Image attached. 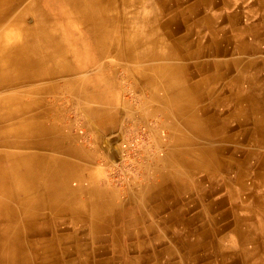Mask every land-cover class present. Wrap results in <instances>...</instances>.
Here are the masks:
<instances>
[{"label": "bare ground", "instance_id": "bare-ground-1", "mask_svg": "<svg viewBox=\"0 0 264 264\" xmlns=\"http://www.w3.org/2000/svg\"><path fill=\"white\" fill-rule=\"evenodd\" d=\"M181 1L0 0V264H110L119 248L123 264L264 263V81L242 78L246 90L219 72L205 54L228 44L214 42L219 28L202 8L215 0ZM201 25L207 38L183 33ZM123 76L135 106L121 99ZM62 93L82 112L83 144L64 131ZM149 143L164 153L150 178L138 162ZM136 171L146 186L120 202L106 186L135 184ZM175 181L208 188L200 218H161L155 238L139 228L127 237L139 221L128 213L143 214Z\"/></svg>", "mask_w": 264, "mask_h": 264}, {"label": "crops", "instance_id": "crops-1", "mask_svg": "<svg viewBox=\"0 0 264 264\" xmlns=\"http://www.w3.org/2000/svg\"><path fill=\"white\" fill-rule=\"evenodd\" d=\"M190 2L191 1H189V0L181 1L180 2V7L185 8V6L187 4H189ZM217 6H218V8H217ZM228 6L229 5L226 4L224 2V0H215L214 2L210 1L209 4L205 5V7L204 6L202 7V8H204L203 12H206L208 10L207 12L214 14V21L213 22L215 23L216 27L219 28V32H218V35H217L219 37H216L214 42L216 40L217 41L219 40V42L221 40L222 41L225 40L223 43L229 45V46L226 45L227 49H228L226 54H224V53L217 54V53L213 52L211 54L207 53V54H205V56L210 57V55H211V56L216 57V55H217L218 58H213L212 57V59H217V63H219L218 67L220 68V69H218V71L222 72V70H223V74L225 75L226 67H228L229 71H230V72L228 71L229 72V76H233L234 77L237 74L240 75L238 77L241 78L240 80L245 83V89L248 90L247 89L248 84H246L247 82L244 81L247 76L260 79L261 83L264 81V49L263 50H261V49H254L253 50V48H252L254 44H261V46L264 47V27H263L264 26V20H263L264 19V0H239V1L238 0H232V2L230 3V6L229 7ZM237 13H238V16H237ZM229 14H232V16L234 18L233 20H229L228 19L229 18ZM202 26L203 25L198 27L199 29L201 28V30H199L197 28V31L195 29V32L193 30V32L191 33V30L185 29L183 31V33L189 34L191 36L190 37L191 39H193V36L195 37V35H199L200 34L201 36H203L205 28L202 27ZM238 27L241 30L242 35L240 33V35H239V37L237 39H238V41L240 43L245 44L244 49L242 51H240L239 53L236 50V45H235V42H234V40L232 38L234 30L238 29ZM261 29H263V30H261ZM198 30H199V32H198ZM204 37L207 38V35H204ZM202 39L204 40V38H202ZM251 43H253V44H251ZM227 54H229V55H227ZM224 56H227V57H224ZM225 58H227L228 60H226L224 63L221 62V60H224ZM210 59H211V57H210ZM236 59L237 60L240 59L241 63L238 62V65H237V61H235ZM240 69H241V71H240ZM212 71L215 72V71H217V69L211 70L210 72H212ZM242 78H244V80H242ZM249 86H250V84H249ZM207 88H209V87H207ZM135 111L136 110H133V113H135ZM148 124H149V126L155 125L153 122H151V123L148 122ZM149 126H148V128H149ZM153 127H155V126H153ZM162 139H164V137H162ZM148 140H149V138H148ZM151 141H152V139L150 138V142ZM151 144L152 143H149V144L146 145V148L143 149L144 158H141L138 161V162H141L143 160L144 167H145V164H148V170L144 169V173H145L144 176L145 177L147 176L149 178L152 177V175L154 173L153 170L151 169V165L154 163V161H153L154 159H153L152 156L155 157L154 153L157 152V151H155V149H156L155 146H153ZM158 152L157 153L160 156L164 154L160 150ZM115 160H116V164L117 165L120 164L121 161H122V160L119 161L117 159H115ZM116 172L118 173L119 176H121L119 171H116ZM134 175L135 176L139 175V172L138 171L134 172ZM138 179H139V182L137 181V183H135V184L134 183H128V182H126V180L122 179L121 181L117 180L114 184L111 183V184H109L110 186L108 185L106 187H109L110 189L116 191L117 194H118V198L121 199L120 202L124 203V200L126 199V197H125L126 193H128V191L130 189L137 190V189H140V188L146 186L145 185L146 178H143V175H141V176L139 175ZM122 181L124 183H122ZM183 184H184V182H176L175 181V184H173L174 186H172V190L170 189V190H168V193L164 194L167 199L164 197V195L162 193L159 194L160 197H158V196L154 197L153 196L147 202V204L145 205V209H144L145 212L143 211L144 212L143 214H141L138 211L131 210L128 213V215H127L129 217H127V218H139V221L136 220V222L131 223L132 224L131 227L130 228H125L126 230L124 229L123 231L124 232H128L130 229L139 228L140 231L138 233L141 234V236H144V237L145 236H150V237L155 238L156 236H158L159 234L162 233V229L165 227V224L168 223V221L167 222H163V224L162 223H156L161 218H165V217H174L175 218L177 216L178 219L186 220V219H190V217L194 216L193 218L199 219L200 218V214L202 213V210L212 201L210 198L209 199L207 198L206 200L202 199L201 201H199V196L202 195V194L207 193L208 192V188L204 187V186L202 187L199 182L196 183L194 181L193 182H187L186 181L184 186H183ZM189 194L190 195L193 194V197H189L188 196ZM158 199H160V200H158ZM190 201L194 202L195 205L193 206L192 203L190 204L189 203ZM185 205H186V207H185ZM126 207H129V205H126ZM183 208L186 209V210L184 209L185 212L178 213V215L174 214V212H176L177 210H182L183 211ZM191 211H193V212H191ZM154 223L156 224L155 227L151 228L152 224H154ZM186 230H187V232L188 231L191 232L192 231V227L190 226V229L187 228ZM129 232L130 233L126 234L127 237H130L129 234L132 233L131 230ZM106 242H107V240L105 241V244H106ZM162 242L163 241H157V243H158L157 244L158 248L156 247L157 249L163 247L162 246V244H163ZM119 249L120 250H119L118 254H115L116 258H113L110 264H113V263L114 264L115 263L116 264L117 263L118 264H123V261L126 258L125 257V251H123L124 249L122 250V248H119ZM133 250L137 254H139L138 252L141 253V250H139L138 248H133ZM145 250H148V249H145ZM104 252H102L100 254V257L101 256L102 257H109V258L111 257L110 251H107L108 253H106V251H104ZM147 253H151L152 254V251L150 252V250H149V251H147ZM260 253L264 257V249L263 248H262ZM171 257H172L171 259H173L174 262L179 259V255L177 253L173 254ZM197 264H200V263H197Z\"/></svg>", "mask_w": 264, "mask_h": 264}, {"label": "rangeland", "instance_id": "rangeland-1", "mask_svg": "<svg viewBox=\"0 0 264 264\" xmlns=\"http://www.w3.org/2000/svg\"><path fill=\"white\" fill-rule=\"evenodd\" d=\"M160 1H166V0H160ZM128 79L125 77V76H123V80H122V86H123V90H122V93H121V99L123 100H125V101H127V102H129L130 100H133L132 102V104H133V106H135V104L137 105L138 103V101L136 102V100H138V99H135L136 97L135 96H131V92H130V88H129V85L127 84L128 82ZM127 85V86H126ZM126 86V87H125ZM62 99L63 100H65V99H68V95L67 94H65V93H62ZM64 97V98H63ZM135 100V101H134ZM54 105H56V106H58L59 104H57L56 102H54ZM66 105V106H65ZM62 106L63 107H65L64 109H63V111H64V113L62 112V117H63V119H66L69 123H70V125H68L69 127H67L66 129L64 128V131H65V133L68 131V132H70L72 135H74V136H76V142L78 143L79 141V143L80 144H83V138L81 137V134H80V132H81V129L83 130V128H81L82 126H83V116H82V112H74V111H71V106H70V103H69V101L68 100H65L64 101V103L62 104ZM68 110V111H67ZM137 112V114H135V115H131L130 117H131V119L129 120V121H127V122H125V123H129V122H131V120H133V119H136V120H140V116H141V114H142V112L140 111V110H137L136 111ZM66 113V114H65ZM135 116V118H133L132 119V117H134ZM158 115H156L155 117H157ZM65 117V118H64ZM77 118V119H76ZM150 119H151V121H150ZM146 121H148V122H152V121H154V117H151V118H148V119H146ZM124 123V124H125ZM153 123H155V122H153ZM76 124V125H75ZM126 125V124H125ZM141 126H140V124H137L135 127H134V129H131V131H129V132H132V130L133 131H136V130H138V128H140ZM160 131L161 130H159V132H158V135H160V137H161V139H162V135H161V133H160ZM126 133V132H125ZM127 135V134H126ZM135 138H137V135H135L134 136ZM134 137H132L133 139H135ZM81 138H82V140H81ZM165 138V137H164ZM78 140V141H77ZM130 140V139H129ZM158 152V151H157ZM157 152H155L154 154L157 156L158 155V153Z\"/></svg>", "mask_w": 264, "mask_h": 264}]
</instances>
